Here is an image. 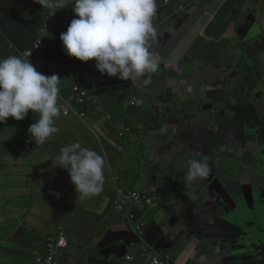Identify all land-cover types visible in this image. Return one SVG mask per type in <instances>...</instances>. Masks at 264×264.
Here are the masks:
<instances>
[{
	"label": "crops",
	"instance_id": "0c3cea01",
	"mask_svg": "<svg viewBox=\"0 0 264 264\" xmlns=\"http://www.w3.org/2000/svg\"><path fill=\"white\" fill-rule=\"evenodd\" d=\"M161 1L157 0V9ZM170 2L169 6L156 11L153 18L157 38L152 49L160 57L159 70L150 74L147 83L145 78L127 82L126 88L109 92L106 99L102 94L109 91V87H96L90 75V97L94 103L89 107L87 118L82 120L62 111V99L72 94L71 79L54 67L46 66L50 56L62 57L68 62L74 60L59 49H64L60 35L76 18L72 6L50 16L49 10L43 9L35 0H0V59L9 55L23 57L25 50L43 41L49 45V51L35 63H40L41 72L46 76L56 74L62 79L58 98L61 115L56 119L60 132L43 145L35 144V138L31 136L35 152L46 148L45 152L36 155L40 164L35 166L34 178L30 177V170L23 168L24 156L28 152L12 156L0 153V161L14 160L11 171L25 172L23 179L28 180L18 187L12 203H2L6 215L0 214L3 218L0 264H33L46 257V236L56 234L60 226L66 228L68 246L59 249L58 264H116L112 262L110 249L123 246L113 242L125 243L136 237L139 244L151 245L147 239L149 229H162L163 245L172 248H165L163 252L170 251L178 264H264V239L263 245L252 242L249 250L241 251L231 249L242 247L241 243L228 242L234 237L231 229L240 215L250 220L259 214L257 208H253L254 191L247 189L248 181L238 180L234 184L232 177L244 179L249 173L250 161L264 151V133L257 135L255 130L246 129L261 122L260 118L264 116V0ZM163 9H166V17L161 16ZM61 11H64L65 18L60 21ZM28 31H33L31 38ZM242 37L246 42L238 47ZM191 61H199L196 68L206 69L212 81H224L220 75L228 72L230 87L223 97L224 117L217 114L216 102L210 112L203 108L206 99H201L198 122L193 124L186 119L182 125V111L173 115L172 110L161 109L152 124L148 112L141 107L142 99L165 79L175 85L176 90L187 89L185 83L189 84L192 79L184 69ZM207 85V92L211 93L213 84ZM235 87L258 93L259 102L246 107L247 114L228 113L229 105L233 104L231 90ZM136 93L141 100L133 105L132 97ZM206 96L209 98L208 93ZM135 113L140 116L133 115ZM28 114L30 119L25 118V121L29 124L40 117L38 112L31 110ZM211 120H214L215 127L220 126L216 134L210 125ZM121 133H125L124 137ZM74 142L96 150L106 161L103 192L84 201L77 200L67 171L52 167L58 163L56 157L60 148ZM219 147L224 149L228 159L241 164L243 170L231 172V167L221 165L223 161H215L217 158L211 149ZM154 148L157 158L149 153ZM205 157L211 169L209 176L187 182L188 160H203ZM39 168L41 171L36 173ZM6 173L4 167H0V178ZM7 187L4 185L0 189V197L11 196ZM40 188H43L44 195H36L37 202H31L29 209L16 202L18 198H33L32 192ZM117 189L142 195L162 194L169 201L148 220L141 218L137 223H130L135 228L141 224L144 226L142 239L124 224L134 210L115 211ZM62 206L69 209L64 217L59 211ZM81 206L92 214H84ZM260 212L264 213V203L260 205ZM101 216L106 219L96 226L94 221ZM150 260L149 254H140L139 258L135 254L133 260L124 259L120 264H148Z\"/></svg>",
	"mask_w": 264,
	"mask_h": 264
},
{
	"label": "clouds",
	"instance_id": "9594fccd",
	"mask_svg": "<svg viewBox=\"0 0 264 264\" xmlns=\"http://www.w3.org/2000/svg\"><path fill=\"white\" fill-rule=\"evenodd\" d=\"M35 2L43 9H48L50 16L55 15L58 10L72 6L76 18L60 35L64 49H59L74 60L68 62L62 57L50 56L46 66L54 67L56 71L71 79V93L75 77L79 74L87 75L83 82L87 94L84 102L77 104L76 109L85 113L84 118L77 115L80 119L87 118L89 107L94 103L90 97L89 83L92 72L87 70L84 62L94 60L95 67L101 75L115 77L116 87L126 86L127 82H138L142 78H145L144 82L147 83L150 74L159 70L160 57L152 49V44L157 38L153 18L161 7L171 4L170 0H162L158 9L157 0H35ZM43 44V53L34 52L30 59H25L22 55H9L0 59V123L9 117L15 121H23L30 110L38 112L40 117L30 125L28 132L35 138V144L39 145L45 144L60 132V128L56 126V119L61 115L58 98L62 79L56 74L46 76L41 72L40 63H35L36 59L42 58L49 51V45L44 42ZM9 47L12 45L9 44ZM132 99L133 105L141 100L138 93L134 94ZM63 100L64 98L61 106ZM72 115L75 114L68 116ZM124 135L125 133H121V137ZM56 161L58 163L55 166L52 164V167L67 171L75 187L77 200L84 201L103 192L106 161L96 150L83 147L80 142H74L60 148ZM188 165L185 178L187 182H195L210 174L211 169L206 157L203 160L190 158ZM147 196L157 199L154 201L155 206L150 207L146 202L147 198H144L142 204L128 209L134 211L124 224L132 231L137 230V227H132L130 223H137L147 212L158 209L160 206L158 198L162 200L161 208L169 204L162 194ZM81 208L84 214L89 213L82 206ZM143 231L144 229L134 233L139 234V238L142 239ZM262 235L261 244L264 233ZM261 236L252 238L260 239ZM118 251L122 256L115 261L116 264H120L124 259L133 260L135 254L136 258H139L140 254H149L151 260L148 264H178L170 251L164 253L163 249L155 250L154 246L149 244L145 246L139 243L132 244Z\"/></svg>",
	"mask_w": 264,
	"mask_h": 264
},
{
	"label": "water",
	"instance_id": "95a60500",
	"mask_svg": "<svg viewBox=\"0 0 264 264\" xmlns=\"http://www.w3.org/2000/svg\"><path fill=\"white\" fill-rule=\"evenodd\" d=\"M218 2V1H214ZM256 12L259 10L255 9ZM59 20H63L65 18V13L64 11H61L59 13ZM172 21V20H169ZM168 21V22H169ZM168 24V23H167ZM246 40L242 37L238 43L237 46L240 47L242 46ZM198 44H201L198 43ZM206 46V45H204ZM209 50V49H207ZM233 51H238L233 49ZM95 61H88L84 62L86 68H89L91 70V75L93 79L91 82L96 86V87H109V91H105V93L111 92L113 90H116L118 88L124 89L126 86H121V87H116L115 84V79L112 77H108L107 74L101 75L96 67H95ZM199 64V61L194 62H188L186 65V69H184L186 72L189 73L190 78L192 79L189 84H186L187 89H177L168 91V83L167 79L163 81L162 84H157L153 88L155 90L151 91L150 95H147L144 97L142 100L141 107L143 108V111L148 112V117L152 119L151 123L153 124L156 120V118L160 114V110L164 109L166 111L172 110L173 115H178L180 111L184 113V116L180 119V124L184 125V120L190 119L189 121L194 124V122H198L200 120V117L198 116L201 108H202V100L201 99H206V103L204 104L203 108H207L208 111H213V108L215 107V102L217 105V114H220L224 117L223 112L225 109V104L223 101L224 93L229 89L230 83L228 82V72L225 75H220L224 77V81H212L210 78V75H208L207 70H198L196 67ZM207 83L213 84L212 89L210 90L209 93L207 92ZM162 86H164V89L161 90ZM175 86V85H174ZM167 88V91H166ZM233 92V104H230L228 108H230V111L228 112L230 115H236L238 113H245L247 114L246 107H249L251 103H258L259 98H258V93L255 90H250V89H242L240 87H235L231 90ZM206 93L209 94V98L206 96ZM214 100V101H213ZM178 111V112H175ZM137 117H139V113L133 114ZM262 121L257 122L255 125H249V129L255 130V133L257 135L264 133V116L260 118ZM225 120V118H224ZM214 122V120H211ZM210 121V125H211ZM212 127V126H211ZM220 126L215 127V122H214V130L215 134L217 132V129ZM224 142H226L227 139H221ZM171 149V145L169 146ZM259 159H260V169H258L255 172L249 171L248 175L244 179H239L237 176H233L232 180L233 183H238L235 182V177L238 178L240 181H248V190L249 191H254V193L260 195L262 199H264V151L259 152ZM256 156V157H258ZM255 157V158H256ZM254 158V159H255ZM254 159L250 161V166L253 165ZM231 172L232 171L231 169ZM147 239L149 240L151 246H154L155 250H161L165 248H169L172 250L170 247H165L163 244L165 242V238L161 235L162 234V229H149L147 230ZM262 237L260 239L256 238H251L247 241L246 244H244L242 247H238L235 249V247H231V249H234V251H241V249H250L252 246V242H257L261 244L262 242ZM129 242L122 243L120 241H114V244H122V247L119 246H113L114 250L110 249V257L112 258V262L115 263L116 260H118L122 255H120L118 250H122L126 247L131 246L132 244H137L138 240L136 237L129 238ZM263 245V244H262Z\"/></svg>",
	"mask_w": 264,
	"mask_h": 264
},
{
	"label": "rangeland",
	"instance_id": "374dc122",
	"mask_svg": "<svg viewBox=\"0 0 264 264\" xmlns=\"http://www.w3.org/2000/svg\"><path fill=\"white\" fill-rule=\"evenodd\" d=\"M177 8V6H175ZM166 9H163L161 12V16L163 17ZM233 26L238 27L237 25L233 24ZM238 30V29H237ZM239 31H241L239 29ZM175 90V86L172 84L168 85V91ZM210 118V117H209ZM26 119H30V116L26 117ZM29 125L25 123L24 121H15L13 118L9 117L5 122L0 123V153L4 152L9 155H13L14 153H19V152H24L25 148L20 145L21 142V136L24 135L27 127ZM211 126L214 128V122L211 121ZM7 142V145H6ZM25 143V140L23 141ZM46 148L40 149L39 151L35 152V147L32 145L30 149H28V153L25 154L24 156V161H23V168L25 170H30L31 172V178H34L35 176V166L40 164L39 160L36 158V155L41 154L45 152ZM212 152H214V156L217 158L215 161H223L221 164L224 168L231 167L232 171L235 173H238L239 171L243 170V166L239 164L237 161H232L228 159V155L225 154V151L222 147H219L217 149H211ZM149 153L154 158H157V151L156 148L153 150H150ZM259 155V154H258ZM159 159H157L158 161ZM12 164H14V160H8V161H0V167H4V172H7L6 174H3L0 178V189L4 188V185H8L7 187V193L10 194L11 196L9 198H2L0 197V214L6 215L3 212L4 206L2 205L3 202H9L12 203L14 201V197L18 194V187H21L22 185L26 184L28 182L27 179H23L24 173H17L13 172L12 170ZM260 159L259 156L254 159L253 165L249 167V171L255 172L258 169H260ZM41 168L37 170L36 173H38ZM238 181V178L235 177V182ZM43 188L38 189L36 192H32V197L35 198V196H43L44 194ZM31 199L32 198H18L16 202H20L24 205L26 209L30 208L31 205ZM159 199V204L160 206L156 211L152 212H147L145 214L144 219L148 220L151 214H156L158 211H160L161 205H162V200ZM14 206H10V208H13ZM106 219L105 216H101L99 218L100 222H103ZM2 220L3 218L0 217V225H2ZM96 230V229H94Z\"/></svg>",
	"mask_w": 264,
	"mask_h": 264
},
{
	"label": "built area",
	"instance_id": "2783aa9c",
	"mask_svg": "<svg viewBox=\"0 0 264 264\" xmlns=\"http://www.w3.org/2000/svg\"><path fill=\"white\" fill-rule=\"evenodd\" d=\"M167 1V0H166ZM43 42L38 41L35 43L34 48L25 50L23 53V57L25 59H30L34 52L37 53H43ZM46 50V49H45ZM87 78L86 74H79L75 77L73 82V93L63 100L62 110L64 114L71 115L75 114L78 115L80 118L85 117V113L78 112L77 104L83 103L86 96V89L83 87V82ZM118 198L115 201L114 209L116 212H126L128 209L139 206V204H142L144 202V198H147L146 202L150 207L155 206V202L157 201L154 197H148L147 194L142 195L137 192H130L126 193L123 190H117ZM143 225H140L137 227V230H134L135 232H141ZM68 246V237L66 228L63 226H60L57 233L53 235L46 236V242H45V250L48 254L46 257L39 258L36 263L33 264H58V251L61 248H65Z\"/></svg>",
	"mask_w": 264,
	"mask_h": 264
},
{
	"label": "flooded vegetation",
	"instance_id": "af4514ba",
	"mask_svg": "<svg viewBox=\"0 0 264 264\" xmlns=\"http://www.w3.org/2000/svg\"><path fill=\"white\" fill-rule=\"evenodd\" d=\"M253 208H257L259 214L257 218L248 219L244 215L239 216V221L236 220L233 228L234 237L228 242H239L242 245L246 244L250 238L259 237L264 233V213L260 212V205L264 203V199L260 195L254 193Z\"/></svg>",
	"mask_w": 264,
	"mask_h": 264
},
{
	"label": "trees",
	"instance_id": "16d2710c",
	"mask_svg": "<svg viewBox=\"0 0 264 264\" xmlns=\"http://www.w3.org/2000/svg\"><path fill=\"white\" fill-rule=\"evenodd\" d=\"M41 21H42V18L39 20V26H40ZM27 35H28L29 38H31L32 35H33V31H28ZM33 37H34V36H33ZM30 41H31V40H30ZM30 41H29V43H30ZM108 94H109V92H108V93H105V92L103 91L102 98H103V99H106L107 96H108ZM25 120H26V119H24L23 121H24L25 123H27L29 126L27 127V129H26L24 135L21 136V142H20V145H21L22 147L25 148L24 152H27L28 149H30V147H31L32 145L34 146V143H33L32 140H31V134L28 132V129H29V127H30L31 124H29V123H28L27 121H25ZM24 140H25V143L23 142ZM6 145H7V142H6ZM24 198H25V197H24ZM26 198H31V197H26ZM31 202H37V200H36L35 198H32V199H31ZM68 210H69V209H68L66 206H62L61 210H59V211H60V214H62V217L65 216V214L68 212ZM71 213H72V212H71ZM96 220H97V221H94V223H95V225L97 226V225L99 224L100 221H99V219H96Z\"/></svg>",
	"mask_w": 264,
	"mask_h": 264
}]
</instances>
